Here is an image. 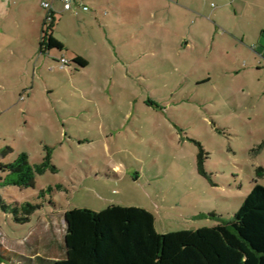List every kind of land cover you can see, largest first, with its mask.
<instances>
[{
    "label": "rangeland",
    "instance_id": "1",
    "mask_svg": "<svg viewBox=\"0 0 264 264\" xmlns=\"http://www.w3.org/2000/svg\"><path fill=\"white\" fill-rule=\"evenodd\" d=\"M27 2L32 21L0 0V264L65 256L70 209L144 207L161 233L197 230L264 185V0H89L78 14L58 4L48 30L66 47L46 53L48 10ZM76 53L88 66L59 67ZM47 146L57 172L5 184L2 164L22 152L40 163ZM18 202L43 206L22 222Z\"/></svg>",
    "mask_w": 264,
    "mask_h": 264
},
{
    "label": "trees",
    "instance_id": "2",
    "mask_svg": "<svg viewBox=\"0 0 264 264\" xmlns=\"http://www.w3.org/2000/svg\"><path fill=\"white\" fill-rule=\"evenodd\" d=\"M48 21L46 18L42 29L40 51L63 50L65 44L49 31L53 30L54 20ZM69 63L79 67L89 64L81 55L68 60L66 66ZM46 148L40 163L32 164L29 154L22 152L13 162L2 164L9 175L5 184L34 187L38 175L57 172L52 150ZM204 153L201 149L198 169L206 175ZM56 187L61 189L62 185ZM53 190L51 185L43 189L39 198L47 199V191ZM42 206L41 202H18L15 210L21 209L25 215L18 220L29 222V216ZM65 220V256L46 260L49 264H264V185L257 180L234 217L212 227L161 233L153 212L121 205H110L101 211L70 209L65 212Z\"/></svg>",
    "mask_w": 264,
    "mask_h": 264
},
{
    "label": "crops",
    "instance_id": "3",
    "mask_svg": "<svg viewBox=\"0 0 264 264\" xmlns=\"http://www.w3.org/2000/svg\"><path fill=\"white\" fill-rule=\"evenodd\" d=\"M18 1H20V9H21V13L19 14V16H18V18H21L22 20H30V21H32V16H31V14H30V7H28V2H27V0H18ZM89 0H86L85 2L89 5V10H87V11H90L91 9H92V5L88 2ZM41 2V0H39V3ZM41 4V3H40ZM60 5L61 7V10H62V7H63V4L61 3V1H55L54 2V9H55V12H54V20H56V14L59 12V9L57 8V5ZM141 6H143V5H141ZM80 10H82V11H85V10H83L80 6H79V4L77 5V8H76V12H74L73 11V13H75V14H78L79 13V11ZM150 17H151V15L149 14V13H146V14H143L142 15V17H140L139 19H144L145 21H144V24L145 23H148V22H150ZM37 20L36 21H39V19L38 18H36ZM140 21H142V20H140ZM45 22V21H44ZM53 23H54V21H53ZM43 26H44V24L42 25V28H41V32H39V35H38V39H39V49H40V40H41V36H42V29H43ZM145 26L146 25H143L142 27H144L145 28ZM264 30H262V32H263ZM264 34H262L261 33V35H260V37H259V48H257L256 47V49H260V48H264ZM188 44V43H187ZM65 47H66V45H65ZM262 53H263V56H264V50L262 51ZM76 55H81V54H79V53H76ZM63 56V55H62ZM82 56V55H81ZM82 57H84V56H82ZM85 58V57H84ZM68 59V58H67ZM87 59V58H86ZM69 60V59H68ZM88 60V59H87ZM88 63H89V61H88Z\"/></svg>",
    "mask_w": 264,
    "mask_h": 264
},
{
    "label": "built area",
    "instance_id": "4",
    "mask_svg": "<svg viewBox=\"0 0 264 264\" xmlns=\"http://www.w3.org/2000/svg\"><path fill=\"white\" fill-rule=\"evenodd\" d=\"M61 1L63 4L64 11H74L76 12L77 5L87 11L89 10V5L85 2L86 0H41V5L48 10L47 18L51 22L54 20V2ZM68 63V59L64 56L59 62V67L64 68Z\"/></svg>",
    "mask_w": 264,
    "mask_h": 264
}]
</instances>
